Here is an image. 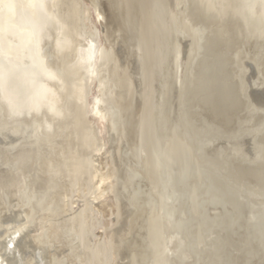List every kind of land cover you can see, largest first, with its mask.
Wrapping results in <instances>:
<instances>
[{"label":"rangeland","instance_id":"374dc122","mask_svg":"<svg viewBox=\"0 0 264 264\" xmlns=\"http://www.w3.org/2000/svg\"><path fill=\"white\" fill-rule=\"evenodd\" d=\"M48 1L38 16L43 40L22 67L35 68L36 86L50 82L51 95L44 90L40 102L31 96L39 86L14 89L17 101L0 75V225L14 222L0 243L8 253L22 258L19 247L29 246V264H264L260 0H245L260 21L247 5L249 15L241 12L244 0ZM237 12L254 19L246 25ZM92 41L100 70L89 81L79 58ZM0 52L1 71L8 55ZM99 88L110 126L92 113ZM95 163L110 175L102 197ZM18 224L28 233L12 252Z\"/></svg>","mask_w":264,"mask_h":264},{"label":"bare ground","instance_id":"6f19581e","mask_svg":"<svg viewBox=\"0 0 264 264\" xmlns=\"http://www.w3.org/2000/svg\"><path fill=\"white\" fill-rule=\"evenodd\" d=\"M243 1V0H242ZM257 1V0H256ZM255 1V3H257ZM261 2H263L264 3V0H260ZM260 1L256 4V5H258L259 7H261L263 10H264V7H262L261 5H263L264 6V4L262 3L261 5L259 4L260 3ZM20 4V5H22L23 6V8H24V10H27V11H29V12H23L22 11V9L23 8H21L20 10L22 11H20V12H18L19 10H17L16 9V4ZM48 3H49V1L47 2V0H0V4H1V6H0V25H3V26H1V31H2V35L0 36V41H1V47H0V50H1V48H2V50L8 55H5V56H7L8 57V59H7V63H6V65L5 66H3V69L0 71V75L1 76H6L7 75V81H8V83H4V85H5V91L8 93V94H10V95H12V94H14L15 92H13L12 90H14V89H16L17 91H20V90H24V88L29 92V94L30 93H32V92H34L35 90H36V87L37 86H41V85H37L36 86V83H34L35 82V68L33 67V66H36L35 64H37V63H34V60L32 61L33 63L32 64H34L33 66H31V67H33V68H30L29 66H28V64H27V66L28 67H26V65H25V67H26V69H25V67L23 68L22 66L25 64V63H23L22 62V60L24 59V58H26L25 56V54L24 53H27L29 50H30V59L32 60V56H35L34 55V53H31V51H32V49H33V47L35 46V45H37L36 44V42L38 43V42H40V40H43V36H39V38L37 37L38 35H39V33L41 34V32H44V30H41V32H40V28L42 29V27H39V24H40V20H39V13H42L43 12V10L44 9H46V7H47V5H48ZM61 3V2H60ZM244 4H245V0H244V2H243ZM231 4V3H230ZM249 2H248V4H245V5H241L240 6V8L242 9L241 10V12L243 13L244 12V14H246L245 13V10L248 8V6H249ZM70 5V4H69ZM247 5V8L246 7H244V6H246ZM256 5H253V9L251 8L250 9V6H249V10H253L252 11V14L253 13H256V15H254V17H255V21H258V20H256L257 18H256V16H257V14H258V16H259V13L260 14H264L263 12V10H261V8L259 9V8H257L258 10V12H259V10L261 11V12H257L256 11V9H255V7L254 6H256ZM220 6V5H219ZM244 8H243V7ZM257 6V7H258ZM18 8V7H17ZM223 8V7H222ZM226 8V7H225ZM236 8V7H235ZM234 8V9H235ZM238 8V7H237ZM19 9V8H18ZM239 9V8H238ZM243 9H245L244 11H243ZM47 10V9H46ZM222 10V9H221ZM248 10V11H249ZM41 11V12H40ZM219 11V10H218ZM224 11V10H223ZM236 11H238L237 9H236ZM239 11H240V9H239ZM251 11H250V13H251ZM221 12V11H220ZM226 12V11H225ZM49 13V12H48ZM222 13V12H221ZM242 13H238L237 12V14H239V15H236V16H242ZM249 13V12H248ZM246 14V16L247 15H249V14ZM99 14V13H98ZM223 14H224V12H223ZM232 14V13H231ZM243 14V19H245V21L243 20L242 21V23H246V25H248L249 23V20H250V22H251V18L252 19H254L253 17H250V16H252V14H250V16H248V17H250V19H248L245 15ZM46 16H47V14H46ZM257 16V17H258ZM263 17H264V15H262ZM262 16H261V18H262ZM221 17V16H220ZM245 17V18H244ZM236 18H238V17H236ZM240 19V18H239ZM238 19V20H239ZM248 19V20H247ZM46 20H47V18H46ZM45 20V21H46ZM242 20V19H241ZM247 20V21H246ZM260 21V20H259ZM253 22L254 21H252V25H253ZM256 23V22H255ZM263 23V22H262ZM63 25V24H62ZM240 25H242L241 23H240V21H239V27H241ZM49 26V25H48ZM65 26V25H64ZM251 26V25H250ZM245 27V26H244ZM253 27H254V25H253ZM257 27V26H256ZM66 28V27H65ZM241 28H243V26L241 27ZM247 29H248V27H246ZM246 29V30H247ZM46 30V29H45ZM253 30H255V28L253 29ZM261 30V29H260ZM38 31H39V33H38ZM56 31V30H55ZM253 32V31H252ZM242 33H245V31L244 30H242ZM38 34V35H37ZM41 35H43V34H41ZM44 35H45V33H44ZM249 36H252V35H247L246 37H248L249 39H253V37H255L256 35H255V33H254V35H253V37H249ZM245 38V37H244ZM257 38V37H256ZM50 39V38H49ZM55 39V38H54ZM13 40V41H12ZM9 41V42H8ZM96 41V40H95ZM245 44V43H244ZM69 46H70V44H69ZM60 47V46H59ZM58 49V48H57ZM61 49V48H60ZM34 50H36V49H34ZM84 51V53H83V55L81 56V59L79 58V67L81 68V71L82 72H84V74H82V75H85L84 77L86 78V80H89V81H91V80H93V79H96V75H98V70H100L99 69V67H100V65H98V62H97V59H98V57H99V51H98V48H97V46H96V43L95 42H90L89 43V45H87V48L86 49H84L83 50ZM32 52H34V51H32ZM63 52H65V51H63ZM1 53V52H0ZM2 54V53H1ZM256 54V53H255ZM254 54V55H255ZM28 55V54H27ZM0 56H2V55H0ZM29 56V55H28ZM44 56V55H43ZM24 57V58H23ZM23 58V59H22ZM78 59V58H77ZM253 59V58H252ZM20 61V62H19ZM28 62V60L26 59L25 60V62ZM112 61V60H111ZM110 61V62H111ZM26 62V63H27ZM253 62H255V61H253ZM30 63H31V61H30ZM27 68H30V71L29 70H27ZM43 68V67H42ZM262 68V67H261ZM79 69V68H78ZM78 69H76L77 71H79ZM16 71V72H15ZM50 72V71H49ZM2 73L4 74V75H2ZM80 73V72H79ZM80 76V75H79ZM79 76H78V78H79ZM57 77H54V76H51V79L53 80V81H55V80H57L56 79ZM75 78H77V77H75ZM81 79H82V76L80 77ZM80 79V80H81ZM49 80V79H48ZM51 80V81H52ZM6 81V80H5ZM32 81V82H31ZM44 81V80H43ZM3 82H4V80H3ZM76 82H77V80H76ZM80 82V81H79ZM45 83V82H44ZM78 83V82H77ZM46 84H48L47 82H46ZM46 84L45 85H43L42 87H40V89H39V92H37V93H32V95L31 96H33L34 98H36V99H38L39 98V101L40 100H43V98H44V100H45V97L48 95L46 92H48L50 95H51V91H50V89L51 88H53V87H49V86H46ZM49 84H50V82H49ZM48 84V85H49ZM54 85V84H53ZM55 86V85H54ZM72 86V85H71ZM74 86H76V85H74ZM55 87H57V86H55ZM80 87V86H79ZM72 88V87H71ZM35 89V90H34ZM66 89V88H65ZM68 89V88H67ZM73 89V88H72ZM25 90V91H26ZM44 90H46V92H44ZM52 90V89H51ZM99 90V94H98V97H96V99L94 100V103H93V105H92V113H93V115H94V117H97L101 122H109L108 123V125L110 126V116L108 115V112H107V109H106V100H105V98H103L104 96H103V92H102V90H103V88H99L98 89ZM116 90V89H115ZM56 91V90H55ZM70 91V90H69ZM246 91V90H245ZM5 92V93H6ZM66 92V91H65ZM23 93H25V92H23L22 91V93L21 94H23ZM57 93V92H56ZM55 93V94H56ZM62 93V92H61ZM19 94V96L15 93V97L14 98H17V99H15V100H17L18 101V98L19 99H21L20 98V92L18 93ZM43 94H47L45 97L43 96ZM72 94H74V93H72ZM52 95H53V99H55L54 98V93H52ZM2 96V95H1ZM30 96V95H29ZM62 96V95H61ZM74 96H77V95H74ZM25 97V96H24ZM26 97L28 98V96L26 95ZM41 97V98H40ZM58 97V96H57ZM71 97H73V96H71ZM11 98V97H10ZM26 98V99H27ZM59 98V97H58ZM24 100L23 101H25V98H23ZM52 99V98H51ZM68 99V98H67ZM70 99V98H69ZM4 100L5 101H7V99H5L4 98ZM14 100V101H15ZM29 101H30V99H28ZM27 100V101H28ZM43 100V101H44ZM20 101V100H19ZM49 101V100H48ZM48 101H45V102H48ZM78 101V100H77ZM8 102V101H7ZM40 102H42V101H40ZM44 102V103H45ZM51 102H52V100H51ZM54 102H57V99H56V101L54 100ZM53 102V103H54ZM3 103V102H2ZM9 103V102H8ZM35 103H38V102H35ZM53 103H50V105H49V107L46 109V110H48L50 113H54L56 116L58 115L59 117H60V111H58L56 108H55V106H57V105H55V104H53ZM12 103H10V105H11ZM21 104H22V102H21ZM40 104V103H39ZM39 104H36V105H39ZM41 104H43V103H41ZM47 105V106H48ZM64 105V104H63ZM67 105V104H66ZM12 106H13V104H12ZM21 106V105H20ZM40 106H43V105H40ZM61 106V105H60ZM3 107V106H2ZM26 107V105L24 106V108ZM28 107V106H27ZM45 107V106H44ZM63 107V106H62ZM10 108V107H9ZM19 108V107H18ZM22 108H23V106H22ZM37 108H39L38 106H36L35 108H33V109H35L34 110V113H35V111H39L38 113H41L42 111H41V108H39V109H37ZM0 109H1V107H0ZM11 109H14V106L11 108ZM60 109V108H59ZM64 109V108H63ZM15 110V109H14ZM14 110H12V111H14ZM46 110H45V115L47 114H49V113H46ZM67 110V109H66ZM9 111V110H8ZM7 111V114L9 113ZM11 111V112H12ZM22 111V110H21ZM245 111V110H244ZM4 112H6V111H4ZM3 112V113H4ZM10 112V113H11ZM64 112V111H63ZM9 113V114H10ZM13 114H14V112H12ZM11 113V115H13ZM33 113V112H32ZM30 114L32 117L33 116H35V115H33V114ZM66 113V112H65ZM68 113V112H67ZM4 114H6V113H4ZM35 114H37V113H35ZM62 114V113H61ZM16 115V114H15ZM67 115V114H66ZM5 116V115H4ZM10 116V115H9ZM39 116V115H38ZM44 116V115H43ZM53 116V115H52ZM57 116V117H58ZM62 116V115H61ZM46 117V122L48 121V117L47 116H45ZM49 117H50V115H49ZM69 117V116H68ZM17 118V117H16ZM22 118V117H21ZM42 116H41V119L39 118V119H37V118H34L33 120H31V123L30 124H32V122L33 123H36L37 124V122H34V121H38L39 122V120H42ZM48 118V119H47ZM17 120V119H16ZM44 120V119H43ZM63 120V119H62ZM57 121V120H56ZM56 121H54L55 123H56ZM43 122V121H42ZM45 122V121H44ZM49 122V121H48ZM53 121H52V123H54ZM59 122V121H58ZM26 123V122H25ZM27 123H29V121L27 122ZM54 123V124H55ZM33 125V124H32ZM32 125H29V126H32ZM51 123H48L47 124V127H49L50 129H51ZM47 127H45V128H47ZM257 127V126H256ZM50 129H48L47 128V130H50ZM52 129H53V127H52ZM46 131V130H45ZM51 131V130H50ZM52 132V131H51ZM43 133V132H42ZM44 133H46V132H44ZM48 135V134H47ZM44 136V135H43ZM50 136V135H49ZM48 136V137H49ZM47 137V136H46ZM95 142H96V140H95ZM61 143V142H60ZM63 150H65L64 148H63ZM219 162V161H218ZM260 163V162H259ZM94 166H95V178H96V181H97V184H98V190L100 191V193L98 194L99 195V197H102V196H104L105 195V193H106V191H107V189L109 188L108 186H106L105 184H107V181L108 180H106V178L107 177H109L110 175H109V173H108V175H107V177L105 178V175L103 174V172H102V170L101 169H99V168H97V166H96V163L94 164ZM261 166V165H260ZM256 168V167H255ZM68 184V183H67ZM73 187V186H72ZM111 188V187H110ZM65 189V188H64ZM89 190V189H88ZM58 192H60V193H62V192H64V191H62L61 192V190L60 191H58ZM66 192V191H65ZM77 193V192H76ZM264 193V192H263ZM64 194V193H63ZM68 194V193H67ZM66 194V195H67ZM65 195V194H64ZM65 195V196H66ZM66 200V199H65ZM59 202H60V200H59ZM58 203V202H57ZM61 203V202H60ZM259 203V202H258ZM60 205V204H59ZM57 207H58V205H56ZM63 207V206H62ZM65 207V206H64ZM259 207H260V205H259ZM262 207V206H261ZM14 222H11L9 225H5V226H2V225H0V239L2 238L3 239V235L4 234H1V231H6V229L7 228H9V226L10 225H12ZM17 226H19L20 227V229H16L14 232H12V235L8 238V240H7V242H8V245L13 249L12 250V252H14V251H16L14 248L15 247H17L18 245H20V244H18L17 242H18V240L21 238V236H24L25 234H27L28 233V229H26V228H23V226H26V225H24L23 224V226H20V224H18ZM22 227V228H21ZM79 234H81V233H79ZM25 240V239H24ZM1 245H0V264H29V262H28V259H26L27 258V250H28V248H29V246H20L19 247V249L21 250V251H23V257L22 258H20V257H15L14 256V254H13V256H11L9 253H8V250H7V246L5 247L4 246V244H2V243H0ZM87 251V250H86ZM39 257L40 258H43V259H40V263L42 262V261H44L45 262V258H44V256L42 255V254H40L39 255ZM80 258V257H79ZM27 261V262H26ZM73 261V260H72Z\"/></svg>","mask_w":264,"mask_h":264}]
</instances>
